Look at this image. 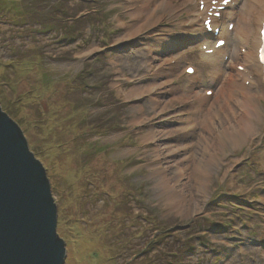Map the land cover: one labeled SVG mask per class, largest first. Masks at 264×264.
I'll return each instance as SVG.
<instances>
[{"label":"rangeland","instance_id":"rangeland-1","mask_svg":"<svg viewBox=\"0 0 264 264\" xmlns=\"http://www.w3.org/2000/svg\"><path fill=\"white\" fill-rule=\"evenodd\" d=\"M64 1L0 0V106L46 170L65 264H172V254L182 257L177 264H264L262 88L254 82L255 135L222 139L209 178L195 191L187 172L192 201L171 208L153 177L165 162L157 153L165 138L146 136L161 119L173 129L172 114L190 101L184 66L196 65L201 86L210 87L211 70L196 45L176 52L187 14L159 10L149 39L141 34L123 43V26L131 23L124 0ZM88 16L79 33L72 23ZM157 36L172 47L159 56L172 53L180 64L172 79L182 95L155 115L154 90L130 93L150 79L141 57L157 49Z\"/></svg>","mask_w":264,"mask_h":264},{"label":"bare ground","instance_id":"bare-ground-1","mask_svg":"<svg viewBox=\"0 0 264 264\" xmlns=\"http://www.w3.org/2000/svg\"><path fill=\"white\" fill-rule=\"evenodd\" d=\"M124 2L128 6V17L131 23L123 26L124 34L119 40L123 43L141 34H146L145 38L149 39L159 28L158 22L162 19L158 16L159 10H165L170 17H179L184 11L192 12L194 15L197 12L191 0H124ZM239 3L241 2H231L223 12V20L236 19L233 33L229 36L231 51L229 47L227 51L226 45L222 49L224 58L225 56L228 58L224 61V58L219 59L217 55L204 57L209 61L208 65L212 70L210 85L215 87L212 96L206 98L204 94L207 90L202 89L200 82L193 83L189 80L190 88L186 99L190 101L187 105L182 102L183 110L172 114L170 120L173 121L174 128H171V122L162 123V119L156 122L157 125L155 123L148 127L147 141H154L156 136L161 134L165 138V142L157 150L158 156L163 157L165 162L153 176L155 188L160 196H167L170 207L177 210L182 209L189 200L192 201L191 193L186 194V191L190 190L183 182L187 172H190L195 183L192 189L198 191L210 176L209 165L213 161V153L218 151V143L222 139H231L233 142H236L237 138L245 140L253 137L256 132L253 120L258 113L253 104L256 95L252 92V82L246 86L244 80H239L235 65L246 64L244 59L247 57L254 61L255 65L243 78L249 81H260L264 74V69L256 63L255 53L249 49L258 44L259 24L264 17V0H243L240 8ZM182 23H188V21H181L180 24ZM195 28V25H190L192 31ZM153 39L157 43V49L148 48L141 57L144 73L150 79L133 88L130 96L139 97L142 93L150 94L154 90V96L149 99V109L157 110L155 114L157 115L168 108L170 103L168 98L182 94L181 90L170 86L171 79L180 69V65L177 63L173 67L169 66V63L175 59V57H168L172 53L159 56L160 49L172 48L168 39H161L160 36ZM198 39L201 43L204 42L202 30L197 34L194 33L187 40V44ZM178 41V48L181 49L179 35ZM130 46L132 44H126L123 47ZM237 48L240 51L246 50L245 57L236 53ZM221 71H224L223 76L215 82L214 79ZM142 110L141 105H137L136 111L142 112ZM167 117L163 118V121L168 120ZM171 134L175 137L173 140H168ZM192 139H195L194 146L191 144ZM184 157L189 158L190 162L186 163ZM72 262L69 264H73Z\"/></svg>","mask_w":264,"mask_h":264},{"label":"water","instance_id":"water-1","mask_svg":"<svg viewBox=\"0 0 264 264\" xmlns=\"http://www.w3.org/2000/svg\"><path fill=\"white\" fill-rule=\"evenodd\" d=\"M66 256L46 170L0 106V264H65Z\"/></svg>","mask_w":264,"mask_h":264},{"label":"trees","instance_id":"trees-1","mask_svg":"<svg viewBox=\"0 0 264 264\" xmlns=\"http://www.w3.org/2000/svg\"><path fill=\"white\" fill-rule=\"evenodd\" d=\"M62 4H63V5L67 4V1H64V0H63V3H62ZM91 17H92V16H88V17H86V18H81V19H79V20H76V21H74V22L72 23V25H73L74 27H76L78 31H80L79 33H81L82 30L79 29L80 26L83 28L85 25H87V24H88V21L91 19ZM89 22H90V21H89ZM81 24H82V25H81ZM162 240H163V239H162ZM171 256H172L174 259L176 258V262H173L172 264H177V263H179L178 260L182 258L181 256H179V255H176V256H175L174 254H172Z\"/></svg>","mask_w":264,"mask_h":264},{"label":"snow or ice","instance_id":"snow-or-ice-1","mask_svg":"<svg viewBox=\"0 0 264 264\" xmlns=\"http://www.w3.org/2000/svg\"><path fill=\"white\" fill-rule=\"evenodd\" d=\"M225 2H227V0H225ZM189 71H191V69H189Z\"/></svg>","mask_w":264,"mask_h":264}]
</instances>
